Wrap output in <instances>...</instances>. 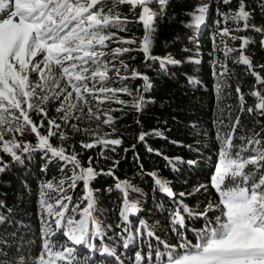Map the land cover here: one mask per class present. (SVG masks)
Segmentation results:
<instances>
[{"label":"snow or ice","instance_id":"obj_1","mask_svg":"<svg viewBox=\"0 0 264 264\" xmlns=\"http://www.w3.org/2000/svg\"><path fill=\"white\" fill-rule=\"evenodd\" d=\"M232 2L233 0H222L224 5H231ZM153 3L159 5L158 11H153L150 7ZM168 4L169 0H0V151L10 155L12 159L9 164L0 156V174L9 171L14 165H23L37 151L43 154L42 158L45 160L41 167L42 173H46L48 164L56 160L62 162L60 171L65 173L58 180H44L38 185L40 247L35 256H32L28 248L22 247V240L20 243H11L12 238L20 237V230L27 232L29 226L22 220H17L15 209L0 200V264H89L88 259L78 258L83 253L78 252L77 246L89 251L96 248L92 242L94 239H106L111 225L104 223L99 217V202L90 185L99 175H114L113 168L119 161H115L113 168H109L106 173L103 169L97 171L91 166V158L89 166L83 167L74 150L69 153L64 146H53L50 140L57 135L61 141L67 140L69 136L63 130L67 126L73 133L91 131L95 139L87 143L81 142V146L86 149L97 145L108 148L122 144L119 138L108 139L109 133L100 135L95 130L82 129L78 123L85 119H101V110L95 105L110 100L123 105L126 102L120 100L117 94L131 95L127 87L102 86L103 82L112 79L108 76V72L112 70L109 64L112 63L115 68V64L107 57L119 56L131 49L117 48L108 53L98 50V46L99 49L108 47L106 41L115 36L114 32L108 31L110 28L126 30L125 26L131 22L126 18L121 19L118 6L128 5L133 12L139 8L138 22H142L145 28L140 50L145 54L146 62L158 61L162 73L174 75L168 72V66H180L185 63L184 60L171 55L160 58L150 54L156 30L155 19L165 16ZM258 7L260 15L264 17V0H258ZM208 12L207 4L194 8L189 13L191 23L186 24V27L194 25L199 29L205 24ZM254 13L255 9H248L246 0H238L235 10L220 12L217 9V14L225 25L228 21L237 25L242 21V29L237 27L236 30L259 34V44L264 47V25L257 26L254 23ZM216 23L220 24L221 20ZM232 31L227 26L219 31L221 36L241 40L239 49L225 46V57L239 51L235 62L247 66L257 83L264 85V78L255 72L251 57L245 54L250 44L249 38L231 35ZM118 42L135 43L134 40ZM187 62L198 64L200 61L189 56ZM121 65L127 69L123 61ZM220 67L222 70L218 75L224 77L228 73L227 66L221 64ZM33 73L37 75L36 80L31 78ZM115 73L116 80L129 79L120 75L119 68H115ZM137 77L145 81V91L152 87L149 77L141 76L138 70H133L131 78ZM189 83L196 81L189 78ZM225 86L226 81L217 82L215 88L218 99L223 97ZM235 91L240 101V113L247 111L252 114L255 111L264 116V91H252L250 95L257 102L254 107L247 108L240 87H236ZM49 103L56 105L55 111L61 114L59 120L63 123L49 117ZM145 103L146 100L141 95L132 107L139 112L143 110ZM32 111L43 116L39 125L30 117L29 113ZM103 115V123L110 126L113 123L110 111H104ZM45 121L46 134H41L40 129L45 127ZM216 122L224 125L223 119ZM229 125L230 131H217L220 147L218 162L211 177V186L220 197L217 203L208 202L202 209L192 208L184 203V198L190 194L181 192L177 196L167 179L155 172L150 173L155 190L171 200L172 207L165 211L171 231L178 238L176 244H169L161 239L156 228L147 220H136L140 208L137 201L129 198V192H140L139 188L129 181H118L115 184V188L123 196L121 222L116 226L119 229L116 235L121 238L122 246L128 248L134 237L141 240L146 237L149 241L146 254L136 253V264H264V127L260 131L252 130L250 135L239 137L241 144L237 146L234 139L240 126V116L237 115L234 122L230 119ZM26 126H30L31 133L36 135L35 144L27 141L21 143L15 135L9 140L4 139L5 133L23 136ZM112 131L115 132V129ZM150 134L167 139L161 131L153 129L151 133L141 131L138 142H145ZM132 148L135 149L136 145ZM112 151H115V147ZM148 151L151 152L152 149L148 148ZM157 155L162 153L157 152ZM164 159L174 169L178 161L189 166H195L196 163L181 161L179 157L175 160L168 157ZM69 165L70 175L67 171ZM81 181L85 194L79 200H74L69 190L74 192L77 183ZM229 181L231 186L226 183ZM201 189L206 190V186L199 185L194 192ZM186 218L203 221L202 227L191 230L195 234L194 244L186 234L190 230ZM7 227L16 230L9 234ZM152 240L156 241L155 246L151 243ZM12 248H15V252H12ZM96 250L101 255L117 256L112 243Z\"/></svg>","mask_w":264,"mask_h":264},{"label":"trees","instance_id":"obj_2","mask_svg":"<svg viewBox=\"0 0 264 264\" xmlns=\"http://www.w3.org/2000/svg\"><path fill=\"white\" fill-rule=\"evenodd\" d=\"M203 4H207L209 7L205 24L199 29H196L194 25L186 27V24L191 23L189 13ZM246 4L248 9H255L254 23L257 26L264 25V17L260 15L258 0H246ZM118 7L121 19L126 18L131 22L125 26L126 30L110 28L108 31L114 32L115 36L106 41L108 47L99 49L98 46V50L110 53L117 48L131 49L122 55L107 57L115 64V68L123 71L129 79L116 80L113 74L115 68L110 63L109 68L112 70L108 72V76L112 79L103 82L102 86L108 88L127 87L131 95L117 94L120 100L126 102L123 105L112 100L95 105L101 110V119H92L91 121L85 119L78 123L82 129L89 128L97 131L100 135L109 133L108 139L119 138L122 140V144L108 148L97 145L95 148L86 149L81 146V142L87 143L95 139L91 131L73 133L67 126H64L63 130L69 138L61 141L57 135L51 138L50 143L53 146H64L69 153L74 150L83 167L89 166V158H91V166L97 171L103 169L106 173L109 168H113L115 161H119V164L113 168L114 175H99L91 182L90 187L99 202V215L104 223L111 225L106 233L107 244L112 243L117 253L116 257L106 256L103 259L104 264H120L121 261L123 264H136V253L146 254L149 241L146 237L142 240L134 237L128 248L122 246L121 238L116 235L119 232L116 226L121 222L120 208L123 196L115 188V184L118 181H129L139 188L140 192H129V198L137 201L140 208L136 220H147L156 228L157 235L161 239L166 240L169 244H176L178 238L171 231L168 214L165 211L172 207L171 200L155 190L156 186L150 173L155 172L167 179L177 196L181 192L190 194L184 198V203L192 208L202 209L208 202L217 203L219 201V194L211 186V177L218 162L220 147L217 131L225 133L230 131L229 120L234 122L235 117L239 115L240 126L236 130V139H234V144L239 146L241 144L239 137L250 135L252 130L260 131L261 127H264V116L255 111L252 114L247 111L240 113V101L235 91L236 87H240L245 97V108L254 107L257 101L250 93L254 90L264 91V85L257 83L256 77L249 73L247 66L235 62L239 57V51L229 53L227 58L225 57V46L239 49L241 40H232L231 36H221L219 31L227 26L233 29L231 35L249 38L250 44L247 46L245 54L251 57L255 72L262 78H264V68L261 67L264 66V47L259 44L261 39L259 34L252 31L236 30L237 27L242 29V21L238 25L228 21L225 25L217 14V9L220 12H227L229 9L235 10L238 7V0H233L231 5H224L222 0H169L165 16L155 19L156 30L150 48V54L153 57L163 58L171 55L185 61L180 66L169 65L168 72L174 75H167L161 72L158 61L149 60L146 62L145 54L140 50L145 35L143 23L138 22L140 9L137 8L133 12L130 11L128 5ZM150 7L159 10L158 4L153 3ZM217 20H221V23L217 24ZM120 40H134L135 43H120L118 42ZM189 56L200 62L198 64L188 63ZM121 61L127 65V69L121 65ZM221 64H225L228 69V73L224 77L218 75L222 70ZM135 66L138 67L142 76L149 77L152 87L147 91L144 90L145 84L141 78H131ZM31 78L36 80L37 75L33 73ZM189 78L195 80L196 83H189ZM221 81H226V86L223 97L218 99L215 86L217 82ZM141 95L145 98L146 103L143 110L138 112L136 108L132 107V104ZM55 107L56 105L53 103L47 105L48 115L58 123H63L59 120L61 114L55 111ZM221 109H223L222 112ZM104 111H110L113 118V123L110 126L103 123ZM29 115L37 125L44 119L35 111L30 112ZM219 119L224 120L223 126L216 122ZM113 128L115 132L112 131ZM153 129L161 131L167 139L150 134L146 137L145 142H138L141 131L151 133ZM46 130L47 121H45V127L40 129L41 134H46ZM13 135L21 143L25 141L31 144L36 143V135L31 133L30 126L25 127L23 136L5 133L4 139L9 140ZM133 145H136L135 149L132 148ZM113 147H115V151H112ZM148 148H151L152 151H148ZM125 149H129V151L126 152ZM157 152L162 155H157ZM42 155L37 151L23 165H14L9 171L0 174V200L15 209L17 220H22L29 226L27 232L20 230V237L12 238L11 243H20L22 240V247L28 248L32 256L39 252L40 247L38 185L44 180H58L65 175L60 171L62 162L58 160L49 163L47 172L42 173L41 167L45 163ZM0 156L9 164L12 163L10 155L0 151ZM164 157L173 160L179 157L181 161H195L196 163L195 166H189L187 163L178 161L174 169ZM70 169L71 165L67 170L69 175L71 174ZM226 183L231 186L230 181ZM199 185H205L206 190L201 189L199 192H194V189ZM69 191L74 200H79L85 194L83 182L77 183L74 192ZM81 206L83 207V204ZM215 214L218 213H210V215ZM186 223L190 229L186 234L194 244L196 243L195 234L191 230L202 227L203 221L186 218ZM15 230L12 227H7L9 234ZM58 239L63 238L58 237ZM151 243L153 246L156 245L155 240H152ZM77 248L78 252L83 253L81 259H88L89 264H98L96 252L85 251L79 246ZM12 252H15V248H12Z\"/></svg>","mask_w":264,"mask_h":264},{"label":"rangeland","instance_id":"obj_3","mask_svg":"<svg viewBox=\"0 0 264 264\" xmlns=\"http://www.w3.org/2000/svg\"><path fill=\"white\" fill-rule=\"evenodd\" d=\"M152 10L155 11L154 9H152ZM137 68H138L137 66L134 67V69H137ZM120 73H121V71H120Z\"/></svg>","mask_w":264,"mask_h":264},{"label":"water","instance_id":"obj_4","mask_svg":"<svg viewBox=\"0 0 264 264\" xmlns=\"http://www.w3.org/2000/svg\"><path fill=\"white\" fill-rule=\"evenodd\" d=\"M142 79V78H141ZM143 80V79H142ZM143 83L145 84V81L143 80Z\"/></svg>","mask_w":264,"mask_h":264}]
</instances>
